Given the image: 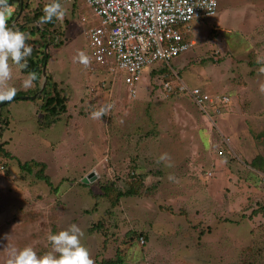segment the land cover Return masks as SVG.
I'll return each mask as SVG.
<instances>
[{"label": "rangeland", "instance_id": "obj_1", "mask_svg": "<svg viewBox=\"0 0 264 264\" xmlns=\"http://www.w3.org/2000/svg\"><path fill=\"white\" fill-rule=\"evenodd\" d=\"M47 2L11 0L9 27ZM60 3L64 18L33 37L46 43L45 74L67 95L60 120L43 128L39 99L15 98L0 109V264L10 246L50 251L47 234L71 224L83 230L95 264L118 255L123 264H264L263 173L252 166L255 158L264 167V64L257 63L264 0H218L216 13L189 21L194 44L166 65L173 85L179 79L229 96L210 118L185 93L165 91L164 73L153 68L142 70L132 94L121 73L73 62L78 51L88 56L92 10L86 0ZM27 76L13 66L10 86L30 94ZM93 84L102 88L91 93ZM109 104L108 115L91 118ZM162 153L173 167L157 162ZM24 161L31 172L20 168ZM33 161L45 164L51 187ZM128 188L137 193L115 198Z\"/></svg>", "mask_w": 264, "mask_h": 264}, {"label": "built area", "instance_id": "obj_2", "mask_svg": "<svg viewBox=\"0 0 264 264\" xmlns=\"http://www.w3.org/2000/svg\"><path fill=\"white\" fill-rule=\"evenodd\" d=\"M86 2L91 7L93 18L92 25L86 31L87 57L90 61L88 70L103 72L113 78L121 73L132 94L135 93L144 68L167 65L173 57L194 44V40L188 35L189 21L213 15L218 9V0ZM79 19L86 21L84 15H79ZM170 71L173 73L174 70ZM168 74L169 70L161 77L164 78L159 81L161 87L169 93H185L208 118L211 117V112H221L227 105V95H213L179 79L173 85L165 77ZM218 153L221 154L222 151ZM262 181L264 182V175ZM139 241L143 243L144 238L140 237Z\"/></svg>", "mask_w": 264, "mask_h": 264}, {"label": "clouds", "instance_id": "obj_3", "mask_svg": "<svg viewBox=\"0 0 264 264\" xmlns=\"http://www.w3.org/2000/svg\"><path fill=\"white\" fill-rule=\"evenodd\" d=\"M43 15L36 21L38 25L50 23L53 19L62 20L66 15V9L60 0H49L42 9ZM10 16L8 0H0V102H10L15 98L17 89L10 86L13 79V66L18 69L27 68V58L32 54V46L27 43L29 36L8 26ZM73 62H79L85 66L89 64V58L81 51L73 56ZM258 64H264V60L257 58ZM259 73L264 74V66L259 68ZM37 79L35 72L28 73L23 82L25 89L32 87ZM259 92L264 94V83L259 85ZM112 105L101 106L91 112L94 120L102 119L109 114ZM158 163H164L165 167H173L171 156L162 153L157 158ZM169 181L176 182V177L169 174ZM84 232L75 224L56 233L49 232L46 236L50 251L38 255L34 248L26 245L22 248L8 247L6 264H95L88 249L81 243Z\"/></svg>", "mask_w": 264, "mask_h": 264}, {"label": "trees", "instance_id": "obj_4", "mask_svg": "<svg viewBox=\"0 0 264 264\" xmlns=\"http://www.w3.org/2000/svg\"><path fill=\"white\" fill-rule=\"evenodd\" d=\"M8 5H11V0H8ZM43 6L44 4L38 5L31 10L32 11L31 14L29 13L24 14L23 17L24 20H22L20 23H15L13 28H18L20 31L26 33L29 36L27 43L30 44L33 49L31 56L27 58V68L22 70L20 69V72L25 74H28L30 72H35L37 75V79L33 82V86L28 88L31 90L30 94H26L27 92L22 91V89H19L17 90L16 95H28V96L34 95V98H30V97H26V98L33 99L35 102H37V99L41 100V102H37V109L41 113V125L43 126V128L45 127L48 128L53 126L56 121L60 120V114L63 113V111L66 109L65 101H67V95L65 94L64 88L59 86L58 83L52 79L51 75L42 74L43 64L47 63L49 55L44 49L46 43L43 42L41 45H38L36 39L33 37H35L36 34H40L41 36H46L49 32V29L54 26L56 20L53 19V21L50 23L43 24L42 26H37L36 21L39 20V18L43 15L42 12ZM13 19L14 16L8 18V26ZM166 68H167L166 65H162V66L158 65L156 66V68H153L154 70H151V73H155V72L164 73ZM43 76L45 77L44 79L46 80L45 85L41 90V93L38 94L37 92L41 88V85L39 83L41 79H43ZM90 84H92V82L89 81L87 87L90 88L89 86ZM93 86H94L93 88L89 89L91 93H93L97 87L99 89L102 88V85L100 84H95V85L93 84ZM202 89L205 90L204 88ZM8 103L9 102H5L4 104H8ZM4 104L0 106V109L4 106ZM6 122L7 121H5L4 123ZM1 150L2 147L0 143V151ZM6 154H8V152ZM254 159L252 160V166L253 168L257 169L259 172L263 173L261 174V180H262V175H264V167L262 164L257 163ZM32 164L40 166L39 170L36 173L37 177L43 180L48 186L51 187L52 183L49 176L43 174V169L45 167V164L36 161H33ZM19 165L20 168L25 170L26 172L32 171L31 165L28 161L19 162ZM85 181H87V179H84V182ZM135 193H137V189L128 188L124 191L118 192L115 198L118 199L122 195H132ZM136 235L138 239H140V237H143L145 242L144 234L138 232ZM99 264H123V260L121 256L118 255L115 258L103 259Z\"/></svg>", "mask_w": 264, "mask_h": 264}, {"label": "water", "instance_id": "obj_5", "mask_svg": "<svg viewBox=\"0 0 264 264\" xmlns=\"http://www.w3.org/2000/svg\"><path fill=\"white\" fill-rule=\"evenodd\" d=\"M46 47V46H45ZM45 69H46V63L43 64V67H42V74L45 75ZM44 87V82L43 84L41 85V88L39 91H41ZM26 97H30V98H34V95H15V98H26ZM4 104V102H0V106H2Z\"/></svg>", "mask_w": 264, "mask_h": 264}]
</instances>
